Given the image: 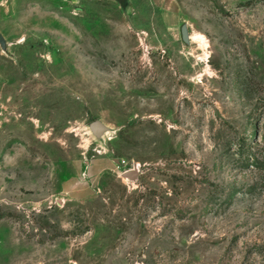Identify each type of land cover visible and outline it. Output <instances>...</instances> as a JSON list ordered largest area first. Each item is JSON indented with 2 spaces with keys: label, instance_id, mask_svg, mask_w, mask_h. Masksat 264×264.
Listing matches in <instances>:
<instances>
[{
  "label": "rangeland",
  "instance_id": "rangeland-1",
  "mask_svg": "<svg viewBox=\"0 0 264 264\" xmlns=\"http://www.w3.org/2000/svg\"><path fill=\"white\" fill-rule=\"evenodd\" d=\"M0 33V264H264V0H0Z\"/></svg>",
  "mask_w": 264,
  "mask_h": 264
},
{
  "label": "water",
  "instance_id": "water-1",
  "mask_svg": "<svg viewBox=\"0 0 264 264\" xmlns=\"http://www.w3.org/2000/svg\"><path fill=\"white\" fill-rule=\"evenodd\" d=\"M118 3L122 4L125 0H116ZM182 35L183 38L185 39V33H184V29L182 30ZM0 48L2 51L6 50V42H5V38L3 37V35L0 33ZM135 173L132 171L128 174V177L131 178L133 177Z\"/></svg>",
  "mask_w": 264,
  "mask_h": 264
}]
</instances>
